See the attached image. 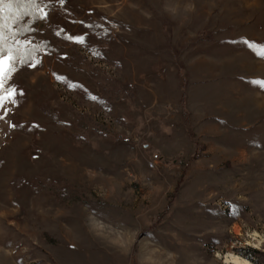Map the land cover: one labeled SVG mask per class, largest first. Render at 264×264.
I'll list each match as a JSON object with an SVG mask.
<instances>
[{"label":"rangeland","instance_id":"obj_1","mask_svg":"<svg viewBox=\"0 0 264 264\" xmlns=\"http://www.w3.org/2000/svg\"><path fill=\"white\" fill-rule=\"evenodd\" d=\"M47 1L9 50L0 264H264V0Z\"/></svg>","mask_w":264,"mask_h":264},{"label":"snow or ice","instance_id":"obj_2","mask_svg":"<svg viewBox=\"0 0 264 264\" xmlns=\"http://www.w3.org/2000/svg\"><path fill=\"white\" fill-rule=\"evenodd\" d=\"M59 2L64 4L65 0H59ZM28 6L34 7L36 12H43V9L38 6V0H0V42L4 40L5 29L7 28L8 31H12L13 27L5 20V10L7 9L10 14L7 18L8 20H12L13 17L18 20L20 15L26 14V12H22L21 9H26ZM43 18H49V14L45 13ZM71 39L75 40L77 43L83 42L82 36L71 37ZM17 43H19V41H17ZM245 44L249 48L252 47V44H250L248 41H245ZM3 51L4 50L2 46H0V53H3ZM259 55L264 57V49L260 50ZM12 60L13 56L11 51H9L7 54H0V108H4L5 112H7L5 107L6 102L13 104L16 103V90L12 88L5 89V78L11 70L9 66ZM30 66L35 67V64ZM253 83L259 88L264 89V80L253 81ZM0 119H3V117L0 116Z\"/></svg>","mask_w":264,"mask_h":264},{"label":"trees","instance_id":"obj_3","mask_svg":"<svg viewBox=\"0 0 264 264\" xmlns=\"http://www.w3.org/2000/svg\"><path fill=\"white\" fill-rule=\"evenodd\" d=\"M38 6L43 9L48 6L47 0H38ZM15 11V10H14ZM22 12H26V14L20 15V18L17 20L13 17L12 20H8V16L10 15L7 9L5 10L4 16L5 20L9 25H12V31H8L7 28L4 31V40L0 42V46L3 48V53L0 54H7L10 50V47L14 43V39L19 38L22 35H26L29 33H34L35 27L38 23L39 14L41 12H36L35 8L32 6H28L26 9L22 8ZM41 44L44 46L47 45L49 48L52 46V41L49 39H45L41 41ZM36 47L31 46L24 48L20 53H15L14 59L16 61H20V63H24L27 60H30L31 51ZM14 60V61H15Z\"/></svg>","mask_w":264,"mask_h":264},{"label":"bare ground","instance_id":"obj_4","mask_svg":"<svg viewBox=\"0 0 264 264\" xmlns=\"http://www.w3.org/2000/svg\"><path fill=\"white\" fill-rule=\"evenodd\" d=\"M226 261H228L230 264H251L245 259L239 258L237 256L231 255V256H226Z\"/></svg>","mask_w":264,"mask_h":264}]
</instances>
